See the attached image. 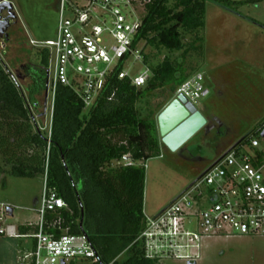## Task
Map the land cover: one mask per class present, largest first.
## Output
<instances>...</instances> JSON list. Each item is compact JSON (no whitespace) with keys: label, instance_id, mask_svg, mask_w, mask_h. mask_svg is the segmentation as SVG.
Wrapping results in <instances>:
<instances>
[{"label":"rangeland","instance_id":"1","mask_svg":"<svg viewBox=\"0 0 264 264\" xmlns=\"http://www.w3.org/2000/svg\"><path fill=\"white\" fill-rule=\"evenodd\" d=\"M11 1L19 34L4 48L0 47V66L16 77L28 99L35 126L49 132L50 98L45 110L41 95L30 98L32 95L26 91L30 81L22 77L25 70L21 65L48 67L49 57L46 64L42 53L45 42L56 37L58 0ZM232 1L237 2L232 7L239 14L207 2L205 27L196 32L181 31L182 49H156L142 40V57L146 55L149 64L142 61L132 65L131 59L126 63L125 71L135 76L145 66L151 70V66L167 57L180 73L190 77L202 74L209 90L195 104L206 119L205 125L178 149L172 151L162 144L157 155L146 161L143 213L148 216L167 207L243 136L255 135L264 121V0ZM175 97V93L157 89L138 101L136 107L140 116L154 118L157 123V113ZM5 127L4 124L2 133ZM30 131L34 132V127ZM20 150L23 157L33 153L28 146ZM10 169L0 152V227L12 225L18 235H0V264H20L22 254L31 249V225L37 221L35 208L43 187L42 173L18 177L10 174ZM7 208L12 209V214L5 213ZM20 227L30 229L26 236L21 235ZM199 253L196 264H264V235L204 238ZM125 257L121 254L118 261ZM74 264L91 263L77 259ZM157 264H187V261L169 257Z\"/></svg>","mask_w":264,"mask_h":264},{"label":"trees","instance_id":"2","mask_svg":"<svg viewBox=\"0 0 264 264\" xmlns=\"http://www.w3.org/2000/svg\"><path fill=\"white\" fill-rule=\"evenodd\" d=\"M143 1L145 12L134 43L145 40L156 49L169 51L183 48L181 31L196 32L205 27L207 2L239 14L232 7L237 2L232 0ZM42 54L47 64L46 48ZM147 58L144 55L142 61L148 63ZM121 65L85 112L74 91L58 86L49 136L35 126L16 77L0 66V130L6 126L4 133L0 131V152L14 176L44 174L46 169L47 184L68 206L61 212L63 226H68L71 234L89 237L98 256L96 264H157V260L145 258L142 244L136 241L144 224L145 170L122 167L117 162L124 154L143 162L157 155L161 143L157 123L154 118L140 116L136 103L157 89L174 93L190 75L178 72L164 57L160 64L150 65V78L137 88L128 77L118 78ZM30 93L33 99L38 91ZM25 146L33 148V153L23 157L19 150ZM28 230L20 227L22 234ZM121 254L126 257L118 261Z\"/></svg>","mask_w":264,"mask_h":264},{"label":"built area","instance_id":"3","mask_svg":"<svg viewBox=\"0 0 264 264\" xmlns=\"http://www.w3.org/2000/svg\"><path fill=\"white\" fill-rule=\"evenodd\" d=\"M143 7L139 0H58L56 37L44 47L50 60V124L60 85L74 91L88 109L120 62L119 79L128 77L137 88L146 84L151 76L147 66L135 76L125 71L129 59L132 65L143 59L142 40L134 43ZM203 80L200 73L190 77L176 88L175 96L196 104L209 93ZM263 130L264 121L255 135L228 148L167 207L153 216L144 214L136 241L142 244L145 258L160 261L174 257L196 263L204 238L264 235ZM117 164L147 167L129 154L121 156ZM62 210L68 206L47 184L45 169L35 208L37 221L31 225L32 247L22 254L20 264H68L77 259L98 262L89 237L71 234L69 227L63 226ZM4 234L18 236L12 225L0 227V235Z\"/></svg>","mask_w":264,"mask_h":264},{"label":"water","instance_id":"4","mask_svg":"<svg viewBox=\"0 0 264 264\" xmlns=\"http://www.w3.org/2000/svg\"><path fill=\"white\" fill-rule=\"evenodd\" d=\"M7 4L12 5L8 2ZM206 119L194 103L182 95H178L169 103L157 117V129L161 144L174 151L192 137L203 125ZM264 136V130L261 132ZM8 214L12 209L7 208ZM61 264H65L61 262ZM187 264H196L188 262Z\"/></svg>","mask_w":264,"mask_h":264},{"label":"flooded vegetation","instance_id":"5","mask_svg":"<svg viewBox=\"0 0 264 264\" xmlns=\"http://www.w3.org/2000/svg\"><path fill=\"white\" fill-rule=\"evenodd\" d=\"M4 2V3H3ZM12 3L11 0H0V47L4 48L6 43H8L15 35L19 34L18 30L15 28L17 23V16L15 9L12 5L7 4ZM21 68L25 70L23 78L28 77L30 85L26 87L27 92H32V90L38 91V94L42 96V108L46 109V104L48 100V67L42 65H21ZM31 94V93H30ZM34 96V95H33ZM36 104V103H35ZM35 109H38L35 105Z\"/></svg>","mask_w":264,"mask_h":264},{"label":"crops","instance_id":"6","mask_svg":"<svg viewBox=\"0 0 264 264\" xmlns=\"http://www.w3.org/2000/svg\"><path fill=\"white\" fill-rule=\"evenodd\" d=\"M215 80H217V79L215 78ZM217 81H218V80H217ZM160 112H161V110H160ZM160 112H158L157 114L159 115ZM160 145H162V144L160 143ZM233 145H234V144H233Z\"/></svg>","mask_w":264,"mask_h":264}]
</instances>
